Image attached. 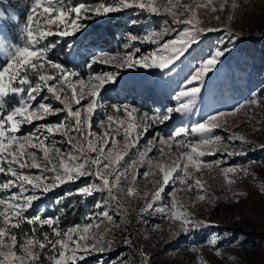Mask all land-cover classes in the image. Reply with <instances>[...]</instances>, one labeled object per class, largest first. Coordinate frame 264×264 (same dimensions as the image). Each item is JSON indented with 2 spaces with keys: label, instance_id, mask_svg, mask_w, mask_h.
<instances>
[{
  "label": "snow or ice",
  "instance_id": "6c2138e0",
  "mask_svg": "<svg viewBox=\"0 0 264 264\" xmlns=\"http://www.w3.org/2000/svg\"><path fill=\"white\" fill-rule=\"evenodd\" d=\"M236 7L233 3L232 8ZM125 9L171 18L164 20V27L159 31L152 30L143 37L130 34L128 43L124 45L128 49L132 47V42L139 41L158 47L140 56H136L139 48L124 55L101 53L93 58L89 68L92 63L99 62L118 70L155 68L174 71L172 66L200 42L203 34L218 31L202 26L199 14L200 9L216 12L214 0L201 3L194 0L188 5L180 4L179 0H166V3H159L158 0H100L96 5L80 3L75 6L66 3V0H31L25 21L19 24L20 42L12 43L0 33V56L4 61L0 67V174L8 177L0 182V193H3L0 195V264H43L41 255L49 264H77L78 260L91 254L90 249L104 252L111 247L112 241L92 230L98 229L102 223L109 225L106 231L113 230L116 222L109 209L115 208L122 215L127 211L120 194L140 198L138 176L144 179L152 175L151 184L155 189L151 194H142L145 203L139 209L141 215L153 210L163 213L173 223L179 222L183 233L206 226L204 221L195 219L177 201V185L186 186L188 191L196 189L197 199L205 200V195L200 194L205 185L196 173L203 168L219 167L222 163L219 160L214 163L202 160L205 155L214 154L218 150L215 146L223 140L210 134L221 124L227 125V119L221 118L235 116L244 105L230 112L210 115L191 128L180 127L169 137L154 133L143 146L137 147V144L150 128L172 119L173 113L187 114L191 111L205 77L231 49L217 47L201 63L175 95V99L180 101L177 107H169L163 112L158 109L152 114L140 112L130 105H108L103 100L101 91L107 84L116 82L119 71L74 79L79 77V73L48 58L49 52L59 43L57 40L45 44L48 37L74 35L86 27L80 21ZM219 9L222 11L224 4H220ZM9 19L18 22L15 16ZM216 19L220 17L216 16ZM135 23L138 21H133ZM173 25L187 27L178 29ZM169 33L176 35L164 40ZM229 42H234V38ZM42 92L46 95L35 103ZM10 95L19 97L18 104L11 109L6 107V98ZM48 101H54L59 106ZM248 103L259 106L260 102L253 98ZM98 111L103 113L104 118L98 119L94 128L93 116ZM61 113L64 115L59 122L37 123L31 132L18 135L22 126L45 121ZM119 113L122 115H117ZM190 136H198L199 139L194 141ZM180 137L183 138L178 139ZM230 139L246 143L243 136H231ZM133 148L136 151L130 156V149ZM154 148L156 154L149 156ZM125 157L128 159L125 160ZM141 167L146 169L143 173L138 172ZM32 169L37 171L34 173ZM220 170L228 185L236 183L230 174H235L237 168L230 166ZM158 175L159 178H156ZM82 177H93V180L77 189L76 193L66 195L86 198L99 193L104 197L95 205L96 209L104 210L86 216L88 223L62 228L60 217H44L42 212L34 216L25 215L34 202ZM170 183L169 206L154 208ZM13 188L16 191H12ZM239 195L243 193H233V196ZM236 202L239 203L238 200ZM56 203L61 201L58 199ZM60 211L63 213L64 210ZM24 224L29 227H22ZM45 226L47 230H42ZM217 239L213 236L210 245H216ZM126 243L131 244L130 237ZM216 251L219 255V250ZM142 258L143 264H149L150 257L142 253Z\"/></svg>",
  "mask_w": 264,
  "mask_h": 264
},
{
  "label": "rangeland",
  "instance_id": "374dc122",
  "mask_svg": "<svg viewBox=\"0 0 264 264\" xmlns=\"http://www.w3.org/2000/svg\"><path fill=\"white\" fill-rule=\"evenodd\" d=\"M27 2L28 14L31 0ZM99 2L100 0H66V3L72 6L80 3L96 5ZM158 2L166 3V0H158ZM195 2L201 3L204 0H195ZM179 3L188 5L193 4L194 0H179ZM214 3L217 6L216 12L200 9L199 14L203 21L202 26L216 28L218 31L203 34L200 42L193 45L172 66L174 71L155 68L118 70L112 65L99 62L92 63L91 68L88 67L93 58L101 53L124 55L134 48H139L140 52L136 53V56H140L156 50L158 45L139 41L132 42V47L128 49H125L124 45L128 43L127 37L130 34L143 37L152 30H161L164 27V20L171 19L165 15L149 16L136 9H125L82 20L80 23L85 24L86 27L74 35L62 38L48 37L45 41V44L52 43L51 39L55 38L59 41L57 45L65 44L61 48L63 54H56L55 47L49 52L48 58L79 73V77L74 79H87L90 74L119 71L120 75L116 82L107 84L101 91L103 100L108 105H130L140 112L149 114L158 109L163 112L169 107H177L180 101L175 99V95L201 63L217 47L231 49L220 58V63L205 77L201 92L191 111L187 114L173 113L169 121L150 128L138 141L137 147L143 146L154 133L159 132L162 136L169 137L180 127L191 128L205 121L210 115L230 112L237 106L244 105L235 116L221 118L227 119V125L221 124L210 134L220 136L223 140L215 146L218 150L214 154H207L202 160L208 163L219 160L222 163L219 167L203 168L200 173H196L205 185L200 193L205 195V200L197 199L196 189L188 191L186 186L177 185V201L195 219L204 221L206 226L183 233L179 222L173 223L163 213L153 210L141 215L139 209L144 207L145 203L142 194L144 192L151 194L155 189L151 184L154 178L152 175L144 179L138 176L140 198L120 194L127 211L122 215L115 208L109 209L110 215L116 222L112 226L113 230L106 231L109 227L107 223H102L98 229L92 230L97 235L104 236L106 240L112 241L111 247L104 252L90 249L91 254L83 260H78L77 264H143L142 253L150 257L149 264H264V0H214ZM233 3L237 5L235 9L232 8ZM220 4H224L222 11L219 9ZM12 16L17 17L18 22H12L9 19ZM20 16V11H13L0 0V25L1 27L4 24L14 25L17 27L18 37L19 24L25 21V19L22 21ZM216 16L220 19H216ZM133 21L138 23L133 24ZM173 27L181 29L187 26L173 25ZM0 33L5 35L2 29ZM175 35L169 33L164 40H170ZM233 38L234 42H229ZM18 41L20 42V39ZM3 63V58L0 56L1 67ZM182 64H189L190 68L183 70ZM175 72L178 74L176 75ZM44 95L46 92H42L35 103H39ZM253 98L259 99V106L248 103ZM12 102H15L13 106H9ZM18 102V96L10 95L6 98V107L11 109ZM48 102L59 106L54 101ZM74 107L78 106L74 105ZM63 115L61 113L45 121L24 125L18 135L31 132L37 123L59 122ZM103 118V113L99 111L93 116L94 128L95 122ZM231 136H243L246 143L232 141ZM189 138L194 141L199 139L198 136ZM57 139L61 138L57 137ZM135 151V148L130 149L129 155L131 156ZM155 154L154 148L149 156ZM127 159L128 157H125V160ZM230 166L237 168L235 174H230L236 181L232 185L226 183L220 170ZM145 170L141 167L138 172L143 173ZM31 171L35 173L37 170ZM1 175L4 180L8 179ZM156 178H159V175ZM92 180L93 177H82L78 181L69 183H76L78 187H82ZM60 187L34 202L32 209L25 215L34 216L42 212L44 217H56L50 211L58 206L57 200L54 204H51L50 200L51 194ZM12 191L16 189L13 188ZM170 191H172L171 183L165 188L161 200L154 204V208L169 206ZM233 193H243V195L233 196ZM88 198L94 201V206L88 208V215L104 210L95 208L96 203L104 199L101 194L97 193L85 199ZM148 199H151V195ZM237 200L239 203L236 202ZM83 223L88 221L85 220ZM22 227L25 228V224ZM42 230H47V226ZM213 236L218 238L214 246L209 243ZM129 237L131 244L126 243ZM216 249L219 250V255ZM41 261L43 264H49L43 255Z\"/></svg>",
  "mask_w": 264,
  "mask_h": 264
},
{
  "label": "trees",
  "instance_id": "16d2710c",
  "mask_svg": "<svg viewBox=\"0 0 264 264\" xmlns=\"http://www.w3.org/2000/svg\"><path fill=\"white\" fill-rule=\"evenodd\" d=\"M2 3L6 4L8 7L12 8L13 11L21 12L20 18L22 21L27 16V9L29 7V3L27 0H1ZM0 29H2L5 33V35L13 42V43H19V37L17 33V27L14 25H0ZM109 32V30L107 29ZM52 43H55V38L51 39ZM65 44L57 45L56 46V54H63V48ZM59 58V57H57ZM1 67V65H0ZM182 69L185 68L189 69V64H182ZM177 71V69H176ZM179 71V70H178ZM177 75L178 73L175 72ZM12 102L9 106H13ZM11 108V107H10ZM4 181V177L0 176V182ZM78 184L76 183H68L63 186H61L59 189L54 191L51 194V204H54L56 200H60L61 203L58 204L56 208L53 209V211H50V213L54 214L56 217H60L61 227L67 228L73 225L82 224L85 221V217L88 216V208L89 206H94V201L92 198L85 199L84 197H81L80 195H66L67 193H76L77 189H79ZM61 209H63V213H61ZM25 228H28V225L25 224Z\"/></svg>",
  "mask_w": 264,
  "mask_h": 264
}]
</instances>
